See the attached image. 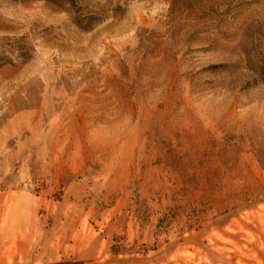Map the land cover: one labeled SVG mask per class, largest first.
Here are the masks:
<instances>
[{
	"label": "rangeland",
	"instance_id": "rangeland-1",
	"mask_svg": "<svg viewBox=\"0 0 264 264\" xmlns=\"http://www.w3.org/2000/svg\"><path fill=\"white\" fill-rule=\"evenodd\" d=\"M0 264H264V0H0Z\"/></svg>",
	"mask_w": 264,
	"mask_h": 264
}]
</instances>
